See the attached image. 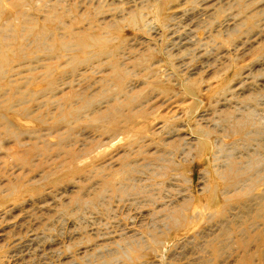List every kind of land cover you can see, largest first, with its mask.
<instances>
[{
  "label": "rangeland",
  "instance_id": "rangeland-1",
  "mask_svg": "<svg viewBox=\"0 0 264 264\" xmlns=\"http://www.w3.org/2000/svg\"><path fill=\"white\" fill-rule=\"evenodd\" d=\"M10 28L0 264H264V0H0Z\"/></svg>",
  "mask_w": 264,
  "mask_h": 264
},
{
  "label": "bare ground",
  "instance_id": "bare-ground-1",
  "mask_svg": "<svg viewBox=\"0 0 264 264\" xmlns=\"http://www.w3.org/2000/svg\"><path fill=\"white\" fill-rule=\"evenodd\" d=\"M45 22H46L45 24H47V23L52 24V20H49V19L46 20ZM44 26L42 28H39L37 31H32V32L29 31L27 34V37L34 36V40L36 42L35 43L36 49L38 51H41L42 53H49V54H54L56 52H64V50L60 51L63 48L59 44H58V47L53 46V47L49 48L47 41H45L46 40L45 35L47 34V32H46V27H44ZM34 30H36V29H34ZM18 36H19V34L17 32V29H15V28H10L9 30L0 29V86H1V82H2L1 78H3L5 70H7V69L10 70L12 68V65L19 64V63L23 62V60L26 58V54H29V53H25L26 50L23 49L22 46L20 45V41H19ZM93 38L94 37H92V36H86V37L78 39L76 41V46L78 47V50L83 51V50L88 49V48L101 49L95 43V40ZM23 41H24V39H23ZM24 43H26V42H24ZM103 54H105V53L103 51L99 50L96 55L100 56ZM74 114H75V112H74ZM248 124H249L248 122H245V123H242L239 125V123L237 122L235 124V126L238 127L239 131H242L244 128H246V126ZM197 148H198V153L200 154V153H203L204 151H206L208 146H207V144H200L197 146ZM236 184H237V182L235 184L231 185L230 187H232L234 189V187L237 186ZM152 243H156V241L152 240ZM238 246H239L238 248H241L243 250V252H247L249 250V247H250L249 244H247V241H243ZM132 251H134V250H132ZM262 251L263 250H259L255 254L244 253L243 255H246V256L243 257V260H245L246 262L253 261V260L264 261V255H263Z\"/></svg>",
  "mask_w": 264,
  "mask_h": 264
}]
</instances>
